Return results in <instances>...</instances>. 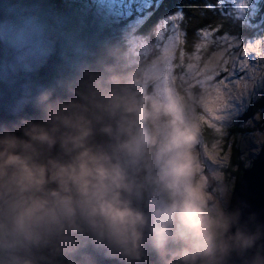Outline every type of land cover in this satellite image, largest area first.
I'll use <instances>...</instances> for the list:
<instances>
[{
	"label": "clouds",
	"instance_id": "obj_1",
	"mask_svg": "<svg viewBox=\"0 0 264 264\" xmlns=\"http://www.w3.org/2000/svg\"><path fill=\"white\" fill-rule=\"evenodd\" d=\"M117 111L138 110L134 101L86 85L36 120L0 127V264H36L32 249L74 236L122 264L139 262L146 241L157 264H227L233 252L254 247L247 264H264V226L249 230L234 214L209 207L190 179L192 135L178 118L162 136L144 197L145 185L131 178L125 161L156 134L134 133L122 121L114 129L105 117Z\"/></svg>",
	"mask_w": 264,
	"mask_h": 264
},
{
	"label": "trees",
	"instance_id": "obj_2",
	"mask_svg": "<svg viewBox=\"0 0 264 264\" xmlns=\"http://www.w3.org/2000/svg\"><path fill=\"white\" fill-rule=\"evenodd\" d=\"M258 4L260 13L253 17L246 14L241 18L234 12L230 0H219L218 4L217 0H0V22L16 31L31 29L61 44L72 60V75L77 91L90 85L105 94H115L131 101L128 96H122L123 89H120L130 87L129 90L134 91V97L138 100L135 104L140 112L132 117L135 119L136 115L137 121L148 111L150 103L147 95L151 90L149 87L145 89L141 82L137 83L140 78L136 76L141 69L149 66L152 52L163 47V39L171 37L175 45V62L172 60L171 63H177L181 51L186 55L192 54L196 44L202 45L201 52L207 57L218 48L221 49L222 38L227 35L248 38L255 34L246 21L254 23L259 14L264 13V0ZM205 5H211V8L207 9ZM175 13H183L179 25ZM207 26L211 32L207 29L196 32L198 28ZM217 28L223 35L213 37ZM135 41L138 45L134 44ZM114 78L118 79L117 83ZM161 79L165 80L164 77ZM176 90L179 94L187 91L181 86ZM192 90L198 94L201 87ZM258 109H264V95L257 103L250 105L246 115L252 116ZM120 113L131 119L128 113L117 111V114ZM199 113L203 112L199 110ZM109 122L110 119H105V123ZM144 124L147 133L156 134L154 144L144 145L147 160L159 149L162 135L146 120ZM201 124L197 135L199 148L211 147L216 142L220 147L218 153L222 154L226 141L224 144L221 140L223 137L219 129ZM245 131L250 130L238 125L228 130L229 133ZM228 164L231 166L221 171L228 178V172L234 175V182L240 178L242 170L250 165L245 166V162H241L235 147L232 148ZM234 167L236 170H233ZM135 169L138 180L149 177L141 166L137 165ZM152 254L146 241L143 257Z\"/></svg>",
	"mask_w": 264,
	"mask_h": 264
},
{
	"label": "rangeland",
	"instance_id": "obj_3",
	"mask_svg": "<svg viewBox=\"0 0 264 264\" xmlns=\"http://www.w3.org/2000/svg\"><path fill=\"white\" fill-rule=\"evenodd\" d=\"M234 12H237L241 18L246 14L250 17L256 16L259 11L260 0H237L233 3ZM259 18L250 23H246L253 29L255 34L248 38H238L237 36H226L222 38L221 49L218 48L209 56H204L201 52V44H196L194 52L186 55L180 52V59L175 62V45L171 37L163 39V47L157 52H152L150 64L147 68L136 76L140 78L137 83H142L144 88L149 87L151 92L147 95L149 100L148 111L142 117L132 119L133 114L127 116L117 114L110 119V124L116 128L117 122L122 121L134 133H139L141 129L145 130L144 121L148 122L158 133L163 136L168 130L170 120L178 118L182 125L189 130L192 140L188 142L187 149L192 159V176L191 180L201 185L207 197L209 207H219L224 210L228 205L230 198L231 186L234 175L229 173V178L224 172L227 166H231L229 160L232 155V148L235 147L239 151L241 162H245L248 166L252 159L256 156L264 143V109H258L254 115L248 116L247 111L251 104L257 103L260 97L264 95V13L259 14ZM140 38V37H138ZM138 45L137 42H134ZM235 45L236 48H245V59L243 62L232 61L230 49ZM251 49V53H249ZM149 53V52H147ZM154 53V54H153ZM183 54V55H182ZM148 55H146V58ZM241 63V69L245 70L248 75L246 79L251 81V86L244 92H238L242 85H237L233 90L223 81H218L217 77L224 72L231 63ZM162 77L165 78L161 79ZM116 83L117 78H114ZM174 83V85H172ZM187 90L184 94L177 92V87ZM194 87H201V92L193 93ZM228 88L233 92V98L229 101L230 107L225 109V96L227 95L222 89ZM122 96L129 97L131 101H138L134 97V91L120 88ZM118 89V90H120ZM139 107H137V110ZM201 110L203 113H199ZM140 112V110H138ZM137 111V112H138ZM136 112V113H137ZM112 118V119H111ZM144 119V121H143ZM201 123H206L214 129H219L221 139L226 148L222 154L218 153L220 147L213 142L211 147L199 148L197 143L198 131H200ZM240 126L248 129L243 133H229L228 130ZM107 137L97 135V141L107 142ZM145 146L142 148L141 155L135 158L127 159L126 165L129 169L130 176L137 183L146 185L149 178L156 171L151 167L155 154L145 158ZM141 166L144 174L142 181L135 177V166ZM133 171L131 172V170ZM233 170H236L234 167ZM235 184V183H234ZM149 196L148 184L145 186L144 197Z\"/></svg>",
	"mask_w": 264,
	"mask_h": 264
},
{
	"label": "water",
	"instance_id": "obj_4",
	"mask_svg": "<svg viewBox=\"0 0 264 264\" xmlns=\"http://www.w3.org/2000/svg\"><path fill=\"white\" fill-rule=\"evenodd\" d=\"M72 66L61 44L31 29L16 31L0 22V127L36 120L55 102L73 98L78 91ZM241 175L234 182L226 211L240 223H248L249 230L264 226V146ZM258 243L264 246V237ZM255 252V247L233 252L227 264H247ZM30 255L36 264H122L86 236H74L69 244L34 248ZM136 264H157V258L148 255Z\"/></svg>",
	"mask_w": 264,
	"mask_h": 264
},
{
	"label": "snow or ice",
	"instance_id": "obj_5",
	"mask_svg": "<svg viewBox=\"0 0 264 264\" xmlns=\"http://www.w3.org/2000/svg\"><path fill=\"white\" fill-rule=\"evenodd\" d=\"M237 0H233V3H236ZM219 3V0H217V4ZM205 7L207 9L211 8V5H205ZM176 16V21L178 22L179 25V21L183 19V13H175L174 14ZM205 29H207V31L211 32V28L205 27V28H198L196 30L197 33H201L204 32ZM213 37L217 36V35H223L221 33V30L219 28L216 29V32L212 34ZM225 39H227V37H224ZM247 46L241 47V48H236L235 45L230 49L231 52V57H232V61H239V62H243L245 59V48ZM251 49H249V53H251ZM231 63L230 66H228L226 68V70L224 72H221L219 74V76L217 77L218 81H223L224 84L228 85L230 88H232L233 90L236 89L237 85H242L243 87H241V89L238 92H244L247 91V89L249 88V86H251V81H248L246 79L248 73L245 70L241 69V63ZM224 92L227 93V95L225 96V109L230 107L229 101L233 98V92L228 91V88H224L222 89ZM242 176V175H241Z\"/></svg>",
	"mask_w": 264,
	"mask_h": 264
}]
</instances>
